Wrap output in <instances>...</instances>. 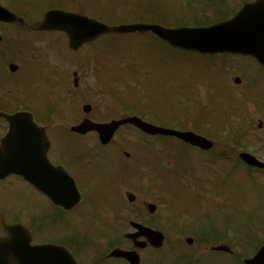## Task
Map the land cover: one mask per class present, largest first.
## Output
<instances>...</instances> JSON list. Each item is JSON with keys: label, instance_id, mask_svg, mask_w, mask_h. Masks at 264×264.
Returning <instances> with one entry per match:
<instances>
[{"label": "rangeland", "instance_id": "1", "mask_svg": "<svg viewBox=\"0 0 264 264\" xmlns=\"http://www.w3.org/2000/svg\"><path fill=\"white\" fill-rule=\"evenodd\" d=\"M202 1L206 5L215 2V0ZM48 2L49 0H9V4L13 8L29 9V16L31 17H36V14L40 10L42 11ZM66 2L63 6L71 8L83 7L91 15L98 14L94 12L98 4L93 1L85 0L84 3H81L79 0H66ZM241 2L240 0H233L232 6L235 7V10L238 9ZM106 3H110L108 5L109 12L114 9V15H108L106 19H102L104 23L114 24L133 20H147L146 17L150 16L144 15V10L148 6H150V11L159 15L163 21L172 22L177 18L181 19L183 17L186 22L190 23L201 19L199 14L201 10L193 6L189 0H106ZM23 4H27L30 7H25ZM120 12V16L117 15ZM221 12H229L228 7L224 5L221 8ZM155 14L152 17L157 19ZM92 17L98 20V18ZM149 41L147 38L141 39V37L134 35L106 36L97 42L98 47L96 46L97 49L93 50L92 61L100 64L104 63L111 74L116 72L123 77H126L129 71L123 65L119 66L120 62L126 65H134L135 63L139 87L134 97L143 106L168 108L163 115L167 114L168 124L175 128L190 129V126H196L199 129H204L203 125L205 121L209 122L208 120H210L216 128L207 123L205 130L212 137H218L215 129L219 131L227 122L228 124L231 122L232 126H234L238 121L236 117H241V124L228 130L231 137H233L234 129L241 126L243 124L242 117L245 118L246 123L240 128L243 136L246 134L241 143V148L260 155L263 152L261 146L264 144V125L261 131H259L261 135L255 134V132L257 131L256 128L259 118H262V116L257 112L256 107L250 100L240 95V90L243 89L240 86L242 82L237 86L233 83V78L244 74L249 80H253L252 84L257 83L258 87L256 88L263 93L261 96H258L260 92L252 91L250 81L249 86L244 92L247 95H253L258 100L254 102L258 103L259 108L264 110V70L249 59L235 56L221 55L209 58L190 52L175 54L173 53L175 51L172 50L171 57L165 59L164 56L167 55L165 52L167 48L159 46L157 43L147 44ZM96 51L98 52L96 53ZM89 54V51L86 50L84 57L89 56ZM225 78L229 80L232 87L226 84ZM60 99L63 100L64 97L60 96ZM103 100L104 107L100 105L101 108H95L98 110H91L89 116L94 115L98 111L106 112L109 116L120 112L121 108H116L119 110L114 111V108L111 109L113 104L107 99ZM45 102L50 101L46 100ZM60 103L62 104L63 102L61 101ZM74 105H76V102H74ZM60 109L40 108L39 119H42V116L44 117L40 121L43 122L50 119L54 123L64 125L67 121L63 119ZM69 109L76 113L77 110L81 112V108ZM49 110H54L55 113L60 114H57L58 117H55L54 114L52 117H45L46 114H50ZM69 118L70 122L73 116ZM59 121L62 123H59ZM251 121L254 122L252 126L249 123ZM127 129L125 128V130ZM129 133L130 135H128V132L117 134L115 139L116 146H120V142H123L125 139L124 137L131 136V139L137 137V134ZM65 134L68 137L66 140L68 145H66L68 146L69 152L72 153L76 147V144L73 143L76 139L70 138L67 133ZM219 134V137H228L225 131ZM138 138L140 137L138 136ZM164 140L165 143L173 144L171 145V150L174 148L178 152L176 157L178 159L182 157L181 160L177 162L174 157H170V159L161 158L163 157V153L159 159L155 160L153 157L155 155L154 153L159 154V148L162 144L160 142L158 144L157 141L151 143L150 141L147 142V140H144L149 145L153 144L154 147L152 149L158 151L151 149L144 151L148 147L143 143L144 141H141L139 150H136V154L130 157L131 160L125 158L123 155L122 159L112 147L105 148L107 157L102 159V165L98 168L101 181L91 186L92 193L98 194L99 197L92 195L91 192L90 197L89 195H85L87 198H91L90 201L92 200L94 206L99 205V203L103 204L100 205V215L109 219V222L113 221L111 219L113 217H120L119 224L117 222L112 223L116 224V227L122 233L123 231L130 230L128 220L135 219V216H132L129 211L132 207H135V204H138L140 201L156 204L157 213L150 222L154 223L153 226L158 227L164 232L167 239V245L164 249L168 250L167 248L171 244L182 242L183 237L179 235L182 231L178 229L180 225L172 223L175 216L173 218L172 212H168L167 201L170 202V208L173 210L174 215L179 214L181 216L180 220L185 219L183 217H185L188 211L197 210L199 205H206L210 212H221L223 214L222 209L225 202L220 197L225 187L228 188L230 185H233L237 186L238 189L241 185H252L256 188L257 186L247 176L245 168L236 161L232 163L233 171L230 169L218 170V164L215 163V160L208 157V155L201 154L193 148L177 143L176 140L169 138ZM90 148L92 149V153H97V155L105 154L104 150H97L93 142L90 143ZM128 151L130 152L131 149ZM167 153L173 156L172 152ZM203 161H211V163L205 164ZM136 164V173L140 177L132 169V166ZM179 169H184L183 174L187 172L196 175V177L194 176L196 184L193 185L194 181L191 178L187 179L188 182L183 178L179 179L180 175L176 176V172ZM144 171L146 175L141 177ZM154 172H156L155 180L152 178ZM134 177H137L139 183ZM257 178L260 182L262 176H257ZM109 181H112L111 184ZM2 185L6 189L3 191V202L0 203V215L7 214V217L0 218V231L2 219L6 222L12 221V212L20 213L23 209H27L28 211L40 214V206H43L44 212L48 209L46 202L38 198L21 180L11 178ZM260 185L264 186L263 184ZM127 192L135 195L136 200L134 204H129L126 201L125 194ZM225 193L229 198V206L231 204L236 209V212L244 215H252L251 210L246 206L253 205V202L259 205L260 200L258 199L262 197V193L258 191V188L257 192L253 189L248 195L240 192L234 193L232 189L225 190ZM234 195L235 198H233ZM110 196H114V198H106ZM108 203H115L117 207L115 210H117L112 212L108 208ZM162 210L164 213L161 212ZM255 212L256 214H264L263 209H257ZM235 213L234 215L226 213L223 215L227 218L232 217L236 222H239L238 217L240 215L236 213V217ZM262 219L264 225V215ZM255 227L259 228L260 226ZM74 228L76 232H87L102 236L103 238H111V235H108L111 234V230H107L108 234H105L101 230L95 232L94 225L91 223H76ZM81 228L85 229L82 230ZM53 231V228H51L50 231L43 232L40 239L52 238ZM112 231L113 233L117 232L116 229H112ZM259 233L261 234V230H259ZM173 236H176V238H173ZM178 251V249H172L171 253L173 257L177 255L176 253ZM220 264H228V261L226 258L221 257Z\"/></svg>", "mask_w": 264, "mask_h": 264}, {"label": "flooded vegetation", "instance_id": "2", "mask_svg": "<svg viewBox=\"0 0 264 264\" xmlns=\"http://www.w3.org/2000/svg\"><path fill=\"white\" fill-rule=\"evenodd\" d=\"M0 5L10 9L9 0H0ZM65 8L66 11L72 12L73 10L68 6ZM14 13L17 18L22 20L21 22L0 21V112L12 114L24 111L31 113L34 118V113H40V108H79L74 105L76 96H88L93 103L90 104L91 108L97 105L100 97L114 96L112 87L116 85L117 80L100 77L97 75L99 68L95 66L93 69L90 58L77 57V52L90 48V43L84 44L77 51L66 50L68 38L63 32L38 30V23L43 15L36 20L34 16H29L30 12L27 10L14 11ZM60 96H63L68 104L66 102L59 103ZM46 100L50 102L46 103ZM89 100L83 101L86 104ZM112 108L123 107L117 102ZM120 113L121 111L113 114L117 116L114 118L126 116ZM262 115H264V111ZM84 118L86 117L79 116V119L68 128L52 127L50 122L36 121L38 125L45 128L49 141L47 157L50 163L64 169L72 177L81 195L80 204L69 210L54 206L28 181L25 180V182L20 178L29 190L46 202L48 209L44 212L43 206H40V214L27 209H23L20 213L12 212V221L6 222L3 219L1 221L0 237L6 234L4 231L6 224H22L31 231L32 236L33 231L28 226L35 228L33 225H39V229L46 228L43 230L44 233L53 227V237L42 239L41 242L52 243L66 249L78 264H130L123 258L110 255L115 248L134 250L131 241L125 239L124 235L123 239H118L120 235H116L112 238V242H109L110 238H103L87 232L76 233L70 231L69 228L77 220L82 222L91 220L93 215V205L91 204L93 203L85 194L91 186L101 181L98 168L102 165V158L100 159V155L97 153H92L88 147L94 139V135L95 138L97 137L96 134L89 132L85 135H78L69 130L72 125L78 124ZM110 119L113 118L109 117L104 121ZM7 128V123L0 118V140ZM125 128H128V132H139L131 125L122 126L120 129L125 130ZM65 129L68 130L66 132L70 138L76 139L73 142L76 147L72 153L68 150L66 142L68 137L65 134ZM237 143L235 138H215L212 150L217 151V163L219 164L220 160L224 161V167L233 171L232 163L237 161L245 168L250 180L253 172L260 173L262 176L260 182L264 185V170L249 168L240 161ZM110 144L97 146L107 148ZM137 146L135 139L131 140L130 138L124 143L122 142L119 152L129 159L130 155L137 150ZM125 149H131L132 153L124 152ZM259 159L264 160V157L261 156ZM7 179L0 183V198L3 197V191L6 189L2 187V184ZM257 181L259 182V179ZM256 186L262 193V197L258 199L260 204L256 205L253 202L254 204L248 207L264 209V186L257 184ZM257 188L245 185L239 189L246 191L248 195L253 189L257 192ZM230 189L236 193V186L232 185ZM223 199L225 205L222 211L234 215L235 208L231 204L229 206V198L224 195ZM146 204L147 202L140 201L136 207H132L133 214L138 215L136 219L145 224L153 220L157 213L156 209L153 215H148L145 209ZM223 214L210 212L206 205H199L197 213L196 210L189 211V217H185L183 224L180 225L182 231L179 235L185 237L186 240H192L193 243L182 245L181 261L175 264H220L221 257L226 258L228 264H244L245 256L252 257L264 245L263 217L259 218L262 226L258 228L253 227L252 217L242 215L238 217L240 221L236 222L232 217L227 218ZM6 215H0V218H5ZM113 220L119 224L120 217H114ZM259 230H261V234ZM164 244L165 241L160 249L150 247L136 249L139 255V264H174L173 256L163 248ZM217 248L222 249L217 250Z\"/></svg>", "mask_w": 264, "mask_h": 264}, {"label": "water", "instance_id": "3", "mask_svg": "<svg viewBox=\"0 0 264 264\" xmlns=\"http://www.w3.org/2000/svg\"><path fill=\"white\" fill-rule=\"evenodd\" d=\"M66 16V17H65ZM0 19L14 21L15 16L12 13L0 10ZM66 21V26L63 23ZM64 27L70 38L71 47H77L84 41L92 40L98 35L106 32H146L150 31L163 41L170 45L196 51L202 54L231 53L242 54L255 58L257 62L264 67V0H257L252 4H245L239 12L231 19L218 23L207 28H176L167 29L158 25L133 24L109 28L94 20L86 17L67 14L60 11H50L45 14L42 28ZM89 108H84L88 111ZM10 124L9 133L3 139L0 146V180L10 174L24 175L32 178L43 176L50 180L52 177V167L48 164L45 156V150H41V156L33 159L30 153L33 152L32 146L43 144L46 137L43 130H36V125L27 114H16L14 116H5ZM27 122L28 124L24 123ZM131 123L142 131L154 135L162 134L175 136L187 143L202 148H208L210 143L204 138L190 132H178L155 128L150 124L144 123L136 117L127 118L121 121H112L107 124H97L89 120L83 121L72 130L79 133H85L93 130L97 132L101 143H108L115 130L122 124ZM34 132H39V139L35 137ZM44 136V137H43ZM44 152V155H43ZM29 154V155H28ZM29 157V159L26 158ZM246 162L258 167H264V164L258 162L253 157L243 155ZM44 168L41 171L33 170L32 167ZM37 188L41 189L55 204H64L63 197H58L53 189H44L36 180L34 182ZM69 190L62 189L61 195L71 194L73 203L78 201V193L73 183ZM65 205V204H64ZM150 211L154 206H149ZM143 233L150 236L158 235L148 229L139 227ZM10 226L8 228L9 237L0 240V264H64L58 262V259L64 258L65 253L55 246H30L29 236L24 230ZM152 242V239L150 240ZM160 243L159 238L153 240ZM122 255L130 257V253ZM72 264V263H71ZM246 264H264V248H262L254 258L247 260Z\"/></svg>", "mask_w": 264, "mask_h": 264}]
</instances>
